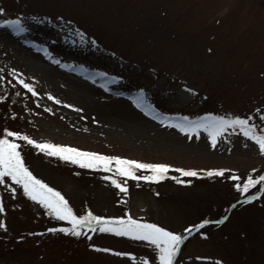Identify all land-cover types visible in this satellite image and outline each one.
<instances>
[{
  "label": "rangeland",
  "instance_id": "1",
  "mask_svg": "<svg viewBox=\"0 0 264 264\" xmlns=\"http://www.w3.org/2000/svg\"><path fill=\"white\" fill-rule=\"evenodd\" d=\"M0 8V21L21 18L28 29L17 36L0 28V135L7 128L37 142L169 165L158 183L118 178L127 180L121 193L103 178L113 173L81 168L17 140L29 170L59 191L75 214L130 215L185 236L186 228L223 218L258 192L260 185L244 194L234 186L249 174L264 175V155L238 128L213 146L203 129L189 137L167 125L211 113L251 118L264 130V0H0ZM141 91L152 114L133 102ZM153 114L170 120L162 124ZM221 169L223 176L206 174ZM0 202L6 225L0 264H159L145 241L98 229L85 228L80 237L48 232L70 225L29 200L10 178L0 184ZM217 260L264 264V190L223 223L190 236L173 264Z\"/></svg>",
  "mask_w": 264,
  "mask_h": 264
},
{
  "label": "snow or ice",
  "instance_id": "2",
  "mask_svg": "<svg viewBox=\"0 0 264 264\" xmlns=\"http://www.w3.org/2000/svg\"><path fill=\"white\" fill-rule=\"evenodd\" d=\"M0 15H4V9L0 8ZM36 20V17H32ZM42 23L43 21H37ZM0 28L11 29L12 32L19 36L22 33L28 31L21 18L4 19L0 21ZM83 40V34L77 33ZM92 43H95L94 41ZM59 64V61H54ZM66 67V65H65ZM107 75V74H102ZM19 83L24 89H27L33 96L37 93L34 86L30 83H26L24 80H19ZM188 91H191L190 89ZM50 100L54 97L49 95ZM133 102L136 107L145 111V114H152L151 106L146 105L144 102L143 92L134 98ZM55 103H61L59 100H55ZM68 107H71L68 105ZM51 111L50 109H45ZM76 111H81L76 109ZM153 119H160L158 115L153 114ZM251 118H226L225 116H216L211 113L198 117L195 120L190 119L187 116L179 117L175 123H169L167 126L178 128L181 132L191 137L193 134L199 135L201 129L207 132L212 145L215 146L217 139L229 129H239L243 136L258 146L260 154L264 155V130H257L254 124L250 123ZM264 119V117H261ZM165 120L170 118L165 117L160 119L163 124ZM17 140L24 141L26 144L31 145L39 152L44 153L47 156L58 157L61 160L71 162L72 164H78L81 168L88 169H102L105 172L113 173L112 175L104 176V180L110 181L111 184L119 189L121 193H127V180L121 182L120 177L130 178L132 180H144L151 182H160L166 178V174L169 170V165L166 164H149L142 163L136 160H129L121 158L119 156H107L96 152L82 151L78 148H73L66 145L53 144L51 142H37L27 135H23L20 132L10 131L7 128L4 129L3 134L0 135V184H5L6 180L10 178L14 185L20 186L23 191V195L29 200L41 205L47 210V213L54 216L57 220L67 221L70 227L49 228L50 233H64L66 235H72L80 237L84 234L83 230L87 228L89 231L95 232L97 229L100 232H110L120 237H129L132 240L145 241L152 246L156 253V258L159 264H173L174 258L180 250L181 243L186 239L183 234H177L173 231L167 230L154 223L141 222L140 220L133 219L130 215L127 218H104L101 216L93 215L91 211H88L84 215H77L74 213L72 207L69 205L68 200L56 189L50 187L44 181L38 179L26 166L23 156L19 151L21 145L17 143ZM138 170H147L150 175H137ZM183 176H197L198 173L194 170L176 169ZM223 169L210 170L206 174L209 177L223 176ZM255 171V170H253ZM177 183H183L175 177ZM234 181H239L238 176L231 177ZM257 185H264V175H259L253 178L251 174L243 181V183H235V189L237 192L244 194L248 193L250 189L255 188ZM264 190V189H260ZM17 189L11 188L13 196ZM254 196H249L245 202H250L255 199ZM233 205L232 207H235ZM3 204L0 202V212H3ZM225 216L222 220L216 221V223H223L227 220ZM208 220H204L202 224H196L184 231L191 233L194 229H200L205 224H208ZM4 222L0 221V228H5ZM43 235V233L32 234ZM91 239V237H88ZM203 238H207L204 236ZM96 251L110 252V249L96 248ZM117 256H131L129 253L115 252ZM135 260V257H131ZM200 259V258H198ZM141 264H149L147 259H143ZM215 264H222L217 260Z\"/></svg>",
  "mask_w": 264,
  "mask_h": 264
},
{
  "label": "water",
  "instance_id": "3",
  "mask_svg": "<svg viewBox=\"0 0 264 264\" xmlns=\"http://www.w3.org/2000/svg\"><path fill=\"white\" fill-rule=\"evenodd\" d=\"M247 198H245L243 201H245Z\"/></svg>",
  "mask_w": 264,
  "mask_h": 264
},
{
  "label": "bare ground",
  "instance_id": "4",
  "mask_svg": "<svg viewBox=\"0 0 264 264\" xmlns=\"http://www.w3.org/2000/svg\"><path fill=\"white\" fill-rule=\"evenodd\" d=\"M133 66V65H132Z\"/></svg>",
  "mask_w": 264,
  "mask_h": 264
}]
</instances>
